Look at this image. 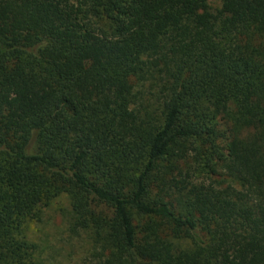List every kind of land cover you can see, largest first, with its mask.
Instances as JSON below:
<instances>
[{
	"label": "trees",
	"instance_id": "1",
	"mask_svg": "<svg viewBox=\"0 0 264 264\" xmlns=\"http://www.w3.org/2000/svg\"><path fill=\"white\" fill-rule=\"evenodd\" d=\"M60 196L88 264H264V0H0V264Z\"/></svg>",
	"mask_w": 264,
	"mask_h": 264
},
{
	"label": "rangeland",
	"instance_id": "2",
	"mask_svg": "<svg viewBox=\"0 0 264 264\" xmlns=\"http://www.w3.org/2000/svg\"><path fill=\"white\" fill-rule=\"evenodd\" d=\"M69 203L66 196L43 210L40 221L31 224V235L42 249L45 264H88L89 244L84 235L68 231Z\"/></svg>",
	"mask_w": 264,
	"mask_h": 264
}]
</instances>
